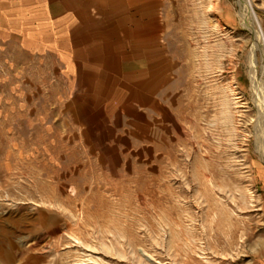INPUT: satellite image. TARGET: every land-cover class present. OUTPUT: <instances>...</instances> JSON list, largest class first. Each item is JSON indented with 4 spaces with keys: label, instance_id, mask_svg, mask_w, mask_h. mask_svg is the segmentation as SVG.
I'll use <instances>...</instances> for the list:
<instances>
[{
    "label": "rangeland",
    "instance_id": "374dc122",
    "mask_svg": "<svg viewBox=\"0 0 264 264\" xmlns=\"http://www.w3.org/2000/svg\"><path fill=\"white\" fill-rule=\"evenodd\" d=\"M75 4L83 63L0 47V238L36 264H264V0Z\"/></svg>",
    "mask_w": 264,
    "mask_h": 264
},
{
    "label": "crops",
    "instance_id": "0c3cea01",
    "mask_svg": "<svg viewBox=\"0 0 264 264\" xmlns=\"http://www.w3.org/2000/svg\"><path fill=\"white\" fill-rule=\"evenodd\" d=\"M82 13L75 0H0V47H17L30 56L52 53L59 62L81 64L92 46L76 34ZM14 251L10 238H0V264H36L42 256Z\"/></svg>",
    "mask_w": 264,
    "mask_h": 264
},
{
    "label": "bare ground",
    "instance_id": "6f19581e",
    "mask_svg": "<svg viewBox=\"0 0 264 264\" xmlns=\"http://www.w3.org/2000/svg\"><path fill=\"white\" fill-rule=\"evenodd\" d=\"M249 63L256 78L258 73L264 72V47L258 31H256V38L249 53Z\"/></svg>",
    "mask_w": 264,
    "mask_h": 264
}]
</instances>
